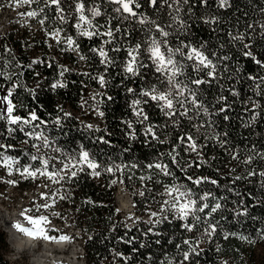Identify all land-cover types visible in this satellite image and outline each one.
Wrapping results in <instances>:
<instances>
[{
  "label": "trees",
  "instance_id": "1",
  "mask_svg": "<svg viewBox=\"0 0 264 264\" xmlns=\"http://www.w3.org/2000/svg\"><path fill=\"white\" fill-rule=\"evenodd\" d=\"M76 2L77 0H63L66 22L59 20L55 7L51 10L46 9L49 18L43 26L38 23V18L20 15L30 10L27 6L17 9V17L11 19L0 36V69L15 73L11 80L0 76V85H3L0 94L7 95V90L13 88L10 99L17 106L13 115L28 117L30 112L35 111L41 120L47 122L37 131H43L52 147L62 149L63 153L52 152L51 148H44L42 145L41 153L60 157L63 154H77L83 149L89 151L95 162L103 167L110 166L113 162L135 164L137 167L125 171L123 184L119 182L115 185L110 184V181L119 177L120 173L113 177L112 174L97 169L100 175L94 176L91 174L92 170L84 166V171H78L71 180L49 186L46 189L47 193L60 189L61 195H66L65 199H58L54 207L46 210L47 215L52 211L58 214L50 220L69 223L74 231L71 237L81 243L84 264H179L182 259L181 253L188 250V246L182 243L184 239L198 241L197 251L200 253L193 254L185 264H264V236L257 232V229H264V187L260 184L261 177L253 176L232 183L234 177H243L252 168H256L257 171L264 170V161L257 158L251 165L239 163L212 140L207 141V147L202 150L207 163L202 164L199 169L190 170L188 174L194 177L207 176L219 182L220 187L205 183L196 190L212 191L216 197L224 198L220 201L224 205V210L215 214V218L227 217L221 219V224L224 229L237 235L225 240L217 233L209 240L201 236L202 229L185 231L181 227L184 222L178 218L173 219L171 212L167 213V221L157 224L152 232H149L155 219L150 216V212H159L161 203L167 199L165 184L171 185L175 180L177 183L195 187L185 179L184 173L171 166L170 157L166 155L178 142L179 135L187 131L194 133L195 130L191 129L189 122L184 118H181L178 127H173L171 121L160 111L156 101L134 96L127 91L128 88H133L139 93L141 89H146L151 84H158L159 76L154 72L143 44L147 33L142 29L147 26L140 25L135 18L122 19V16L128 14L116 13L114 9L119 5L110 3L109 0H83L85 15L92 19L94 25L105 26L99 28L101 33L106 31L109 22L111 28L121 29L115 33L113 43L103 45L114 60V64L108 66L105 72V66L100 63L101 57L91 49L100 48L104 40L112 38L101 35L89 39L79 35L75 27L79 16L75 10ZM139 2L142 7L136 9L133 5V10L138 13L145 12L155 19L154 11L147 6L146 0ZM193 3H196L193 9L196 17L206 12L221 17V22L212 26L205 25L200 20H196L195 23L189 21L192 23V41L194 43L208 41V47L211 49L218 47V40L227 44V33L230 30L234 33L244 31L247 24L258 20L264 21V13L260 11L264 8V0H232V7L228 9L218 8L216 0H209L207 7L199 5L198 0H193ZM0 6L9 10L15 7L11 0H0ZM93 6H98L101 12V15L94 19L88 12ZM69 13L71 14L68 15ZM161 19L167 21V8L161 13ZM211 27H216L219 31L212 32ZM57 28H63L60 44L49 35ZM260 31L259 27H256L255 32L249 30L254 41L252 51L258 59L264 60V38L259 35ZM66 36H71L76 41L79 45L78 50L68 49L64 43ZM171 40L175 42L174 37ZM137 42H141L139 58L148 64L149 68L141 70L142 77L133 78L131 74L125 73L124 65L129 59L128 48ZM115 47H120V51L111 50ZM241 48L242 45L239 43L235 47L229 44L221 52L232 57L226 62L229 65V73L232 74L231 79L227 78L229 73H225V78L221 79L219 84L213 82L200 88L201 99L210 108L213 104L216 108L224 106V102L216 103V98L221 95L227 97V103H231V109L226 113L230 117L229 120L223 119L224 113L211 119L215 121L216 132H226L230 146L240 150V161L251 154L248 149L253 145L264 152V94L256 95L253 81L247 78L249 75L264 76V68L243 56ZM82 55L86 59H80ZM34 60L37 63H32ZM5 61L14 67H5ZM61 66L69 69L63 77L59 74ZM101 73L105 75L106 80L103 87L97 79L92 78ZM126 75L129 78L125 79ZM58 81L66 86L53 88L52 85ZM220 84L224 85L223 89ZM229 89L238 92L239 95L234 96ZM97 93L101 95L96 96ZM93 96H96V100L92 99ZM108 97L112 99L109 100ZM249 97L259 101L261 108L256 111L261 114L252 126L245 127V123L252 115L249 109L253 108L252 103L248 101ZM137 98L148 100L146 104L139 106L143 107L149 117L143 124L138 122L132 106V101ZM84 101H87V104H84ZM97 101H100L98 107L99 111L104 113L103 117L95 110ZM65 113L70 115L66 116ZM57 118L59 123L55 122ZM201 119L207 120L208 117L202 114ZM128 122H131L132 128H129ZM89 124L93 125V129L85 127ZM149 124L156 126L154 131L159 141L164 143L145 135V128ZM165 124L167 127H164ZM9 128H16V131L9 133ZM96 128L100 131H95ZM133 129L134 137L129 135ZM30 130L31 126L25 128V131ZM101 136L110 143L99 141L97 138ZM0 143L12 145L10 149H0V152L15 158L19 161V166L28 164L40 166L39 161H31V155L36 154V148L32 145L41 144V141L26 137L17 125L0 120ZM197 143H205L203 136L199 137ZM182 149L183 146L177 150L185 160L196 159L195 153L188 155ZM161 153L165 154L163 159L173 167L174 177L154 175L158 170L146 167L162 158ZM52 163H55L57 168L61 167L57 161ZM232 169L235 171H231ZM128 175H133L132 181L127 179ZM141 175H153V180L142 182L139 179ZM11 179L16 183L10 184L20 191L32 189L37 181L36 178H24L14 170ZM37 179L47 177L38 176ZM157 180L160 183H157ZM119 185L124 187L133 203L136 220L132 225H127L117 211L115 194ZM229 187L234 191H228ZM146 189H151V192ZM141 191H144L143 196L140 195ZM236 193L241 195L238 196ZM241 199L248 207V216L234 217L233 209L242 210L239 208ZM209 203L213 201L210 200ZM33 214L37 215L38 212L35 211ZM188 222L191 223V218ZM48 234L56 236V232ZM240 234L249 239H240ZM177 244H181V249H177ZM8 252L6 235L0 229V264H8ZM115 253H122L123 258L116 256Z\"/></svg>",
  "mask_w": 264,
  "mask_h": 264
},
{
  "label": "snow or ice",
  "instance_id": "2",
  "mask_svg": "<svg viewBox=\"0 0 264 264\" xmlns=\"http://www.w3.org/2000/svg\"><path fill=\"white\" fill-rule=\"evenodd\" d=\"M63 0H11V3L16 7L27 6L30 10L26 13H21V16L27 18H38V23L42 26L48 20V12L46 9L51 10L55 7L57 16L61 22H66L67 15L64 13L62 7ZM110 3H115L119 5L114 11L116 13H127V16H122V19L128 20L130 17L135 18L136 21L142 25L147 26L142 29L147 34L143 44L145 45V51L148 53V60L151 61L152 68L156 74H158V84H151L146 89H141L139 93L133 88H128L127 91L132 93L134 96L147 97L152 101L157 102V106L164 116L171 121L173 127H178L181 123V118L186 119L191 129L195 132L187 131L182 133L177 138V143L174 144L171 150L166 154L170 157L171 166H174L181 173L185 174V179L190 181L195 187H189L183 183H177L175 180L171 185L165 184L164 189L168 199L163 200L161 203V208L159 212H150V216L155 218L152 221V227L149 228V232H152L153 228L157 224H161L168 220V212L173 213V219H180L182 223L181 227L187 232H192L194 230L202 229L201 236L206 237L211 240L217 233L223 236L225 240L232 236H236L237 233L230 232L224 229L221 224V219H227V217H221V219H216L215 214L224 210V205L220 202L224 198H218L212 191L198 192L196 189L202 184L210 183L217 187H220L219 182L215 179H211L207 176H195L188 174L192 169H199L202 164L207 163L204 159L202 150L207 147V141L212 140L219 144L221 148L224 149L226 153L231 155L233 160H237L239 163L245 165H251L253 161L259 158L264 161V152L256 149L253 145L248 152L251 153L245 157L244 160L240 161V150L234 149L230 146L229 141L226 139L227 133L216 132L214 128L215 121L211 119L212 117L219 116L224 113L223 119L225 121L229 120V116L226 114L231 109V103H227V97L221 95L216 98V103L224 102V106L216 108L213 104L211 108L204 103L200 96V88L203 85H210L213 82L219 84L220 80L225 78V73H229V65L226 63L230 61L232 57L230 55H223L221 52L230 44L233 47L237 43L242 45L240 49L243 56L250 58L256 65L260 68H264V60L258 59L255 53L252 51L253 48V37L251 32H255L256 27L261 29L259 35L264 38V21L258 20L255 23H249L246 25L244 31H236L235 33L231 30L227 33L228 41L227 44L217 41L218 47L216 49H211L208 47V41H200L199 43H194L191 39V28L192 23L196 20L202 21L205 25H217L221 22V17L211 13H205L199 17L195 16L193 9L196 7V3L193 0H146L147 6L153 9L156 16L155 19L149 17L145 12H136L133 10V5L136 9L142 7L139 0H109ZM199 5L207 7L209 5V0H198ZM35 5V7H33ZM216 5L220 9H228L232 7V0H216ZM167 8V21L161 19V13ZM75 10L79 13L78 22L75 27L79 31V35L88 37L91 39L93 36H107L109 40H104L100 48H93L91 51L97 53L101 59L100 63L105 66V72L108 66L114 64V60L109 56L108 51H105L103 45L113 43L115 38V33L120 32L121 29L116 27L111 28L110 22L106 31L101 33L99 28L105 27L103 25H94L92 19L88 15H85V4L83 0H77ZM260 11L264 13V8ZM90 16L94 19L101 15L98 6H93L88 9ZM69 13L68 15H70ZM189 21H192L190 23ZM63 28H57L53 30L49 35L57 41V44L61 43V32ZM212 32H218L219 29L216 27H211ZM175 38V42L171 38ZM182 37H184L182 39ZM247 41V42H246ZM64 43L67 44L68 49L73 51L78 50L79 45L71 36H66L64 38ZM141 42H137L134 46L129 47L127 54L129 59L125 62L124 71L125 73L131 74V77L143 76L142 69H148L149 65L144 63L139 57L141 55ZM7 50V49H6ZM65 49H61L64 51ZM112 51L119 52L120 47H115L111 49ZM80 59H86L85 56H81ZM32 63H37L33 61ZM5 67H14L10 62L5 61ZM67 67L61 66L60 76L63 77L65 72H68ZM239 71V69H237ZM12 75L15 73H8L3 69H0V76L6 77L11 80ZM88 75V73H85ZM97 79L100 85L103 87L106 84L105 75L103 73L98 76L92 77ZM129 78L127 75L125 79ZM228 79L232 78V74L229 73ZM249 80L253 81L254 91L256 95L264 94V76H254L249 75L247 77ZM66 84L58 81L52 85L53 88L65 87ZM221 89L224 85H219ZM3 88V85H0ZM232 91L234 96H238L239 93ZM13 95V88L7 90V95L0 96V104L7 102L6 109L0 108V120H5L11 125H17L19 130L24 132L26 137L35 138L41 141V144H33L32 147L36 148V154L31 155V161H39L40 166L35 167L33 164H28L26 166H19V161L13 157L5 156L0 152V166L8 169V174L12 175L13 170L24 178H37L38 176H45L54 184L61 183V181L67 182L75 177L78 171H84V166L92 170V175L99 176L100 171L97 169H102L103 171L110 173L113 177H116L117 173H120L119 177H116L110 181L111 185H115L118 182L124 183V173L126 170L136 168L135 164H116L113 162L110 166L103 167L101 164L95 162L94 157L89 151L81 149L77 154H63L62 156H53L47 153H41V145L44 148H51L52 152L63 153V150L58 147H52V143L49 141L48 137L43 131H37L42 125L47 122L40 119L35 111L29 113L28 117H21L19 115H13L16 109V105L13 104L10 97ZM101 95L97 93L96 96ZM96 96H93V100H96ZM108 99H112L108 97ZM253 105L251 117L245 123V127L252 126L257 118L260 116V112L256 109H260L261 105L259 101L253 100L252 97L248 98ZM148 100H142L140 98L134 99L132 101V106L135 115L138 117V122L143 124L145 121L149 120L147 113L144 111L143 107H139L141 104H146ZM87 104V101L83 102ZM100 101H97L95 110L98 115L103 117L104 113L99 111ZM208 117L207 120L201 119V115ZM65 115H70L65 113ZM38 122V123H34ZM59 123V118L55 121ZM27 126H31L30 131H25ZM129 128H132L131 122H128ZM87 129H93V125H86ZM155 125H147L145 128V135H150L153 139L159 141V137L154 131ZM167 127V124L164 125ZM203 130V131H202ZM9 133L15 132L16 128H9ZM95 131H100L96 128ZM130 136H135V131L129 133ZM200 136H203L205 143L198 144L197 141ZM99 141L103 143H110L105 140L104 137H98ZM28 141L26 140L25 143ZM164 143V141H159ZM183 146V151L191 155L196 154V159L185 160L180 151ZM12 145H5L0 143V149H10ZM162 158H158L156 162L148 164L146 167L148 169H156L157 173L154 175H160L166 177H174L175 172L173 167L166 162L163 157L164 153H161ZM52 161H57L61 164L60 168L56 167L55 163ZM231 171H235L232 169ZM253 176L261 177L260 184L264 187V170L257 171L256 168H252L246 172V175L236 176L233 178L232 183L241 179H248ZM127 179L129 181L133 180V175H128ZM139 179L143 181H152L153 175H141ZM160 183L159 180L156 181ZM8 183L15 184V180H10ZM146 191L151 192V189H146ZM228 191H234L232 187L228 188ZM67 190H65V193ZM140 195H144V191L140 192ZM240 196V193H236ZM41 199L45 200L44 204H37L35 206V211L40 212L41 209L47 210L54 207L58 199L62 200L66 198V195H61L60 189L49 193H41ZM251 196V193H249ZM213 203H209V201ZM239 209H233L234 217L248 216V207L244 205L243 199L239 202ZM32 209H24L21 212V216L32 225L30 228H26L20 223H16L14 227L21 233L33 237V238H44L48 240L55 241L66 240L69 237L65 235L49 236V232H56L58 230L49 228L47 225L51 223L49 215L41 214L38 217H33L28 215ZM119 211V210H117ZM203 214V215H201ZM53 215H58L53 213ZM189 218H191V223H189ZM131 219V217H129ZM253 219H256L253 217ZM257 232L264 236V229H257ZM240 239H249V237L240 234ZM159 242V241H157ZM184 245L188 246L187 251L181 253L182 259L179 264H185V261H189L190 257L194 255H199L198 241H193L191 239H184L182 242ZM195 245V246H194ZM177 249H181V244L176 245ZM219 250V249H218ZM116 256L122 257V253H115ZM126 259V258H125Z\"/></svg>",
  "mask_w": 264,
  "mask_h": 264
},
{
  "label": "rangeland",
  "instance_id": "3",
  "mask_svg": "<svg viewBox=\"0 0 264 264\" xmlns=\"http://www.w3.org/2000/svg\"><path fill=\"white\" fill-rule=\"evenodd\" d=\"M19 7H14L12 10L5 9L0 6V33L5 30V28L8 27V23L11 21V19H15L17 17V9ZM0 96H5L4 93H1ZM3 109H6L7 102L1 104ZM6 156V155H5ZM12 180L11 175L8 174V169L0 166V229L5 233L9 252L7 254V262L8 264H32L34 256L40 255L39 252L41 249H43V243L44 241H47L46 239L42 238V241L39 242L37 247L35 246V249H25L20 250L15 244H12L9 241V234L4 229V222L2 220L3 215H10L12 212L17 209L21 208L24 209H32L28 215L31 216H39L42 213L47 215V211L42 209L40 212H38L37 215H34L33 212H35V206L37 204H44L46 201L41 199L40 194L46 193L47 188L51 185H56L52 183L51 180L47 179H37L36 183L33 186L32 189L26 190V191H20L19 189L13 187L8 181ZM119 192L120 199L123 201L130 200V203H128L129 208L127 210H121L120 205L116 203V206L125 220V222H131L134 223V220H136V215L133 211V203L132 200L127 193V191L124 189L123 186L119 185L116 189V193ZM121 192V193H120ZM116 195V194H115ZM167 196V195H166ZM168 199V197H167ZM55 211H52L48 213L50 216L49 218H54L55 215H53ZM131 217V219H129ZM129 224V223H128ZM49 228L56 229V236L59 237L61 235H65L69 237V239H66V246L65 250L63 252H60V256L67 257L66 264H84V258H83V250L81 248V243L78 239H74L71 237L74 235V231L72 230L71 226L67 221L64 222H55L54 220H51V223L47 225ZM5 230V231H4ZM49 236H52L48 234ZM18 239L20 240V238ZM50 241V240H49ZM72 257V258H71ZM35 259H38L35 258ZM43 260V259H42Z\"/></svg>",
  "mask_w": 264,
  "mask_h": 264
},
{
  "label": "bare ground",
  "instance_id": "4",
  "mask_svg": "<svg viewBox=\"0 0 264 264\" xmlns=\"http://www.w3.org/2000/svg\"><path fill=\"white\" fill-rule=\"evenodd\" d=\"M5 30H3L4 32ZM121 193V192H120ZM119 192L115 195V202L120 205L121 210H127L129 208L128 203H130V200L123 201L120 199ZM23 210L21 208L15 209L12 214L10 215H3L2 220L4 222V229L9 234V241L12 244H15L18 249L25 250V249H35V246L42 241V238H33L30 236H27L21 232H19L14 225L16 223H20L26 228L32 227L23 216H21V212ZM34 217V216H33ZM38 217V216H36ZM20 240L18 239V236L20 237ZM66 246V240H47L43 243V249L39 252L40 255L34 256L32 264H66L67 257L60 256V252H63L65 250ZM64 253V252H63ZM38 259H35L37 258ZM72 258V257H71ZM43 259V260H42Z\"/></svg>",
  "mask_w": 264,
  "mask_h": 264
},
{
  "label": "built area",
  "instance_id": "5",
  "mask_svg": "<svg viewBox=\"0 0 264 264\" xmlns=\"http://www.w3.org/2000/svg\"><path fill=\"white\" fill-rule=\"evenodd\" d=\"M3 34V31L0 33V36ZM129 223V224H128ZM127 225H132L131 222H126Z\"/></svg>",
  "mask_w": 264,
  "mask_h": 264
}]
</instances>
